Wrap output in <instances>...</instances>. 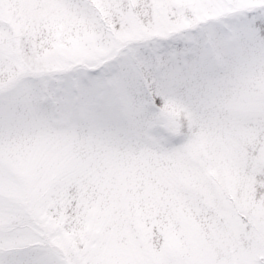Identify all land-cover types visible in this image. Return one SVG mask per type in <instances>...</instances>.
Returning <instances> with one entry per match:
<instances>
[{"label": "snow or ice", "instance_id": "6c2138e0", "mask_svg": "<svg viewBox=\"0 0 264 264\" xmlns=\"http://www.w3.org/2000/svg\"><path fill=\"white\" fill-rule=\"evenodd\" d=\"M0 264H264V0H0Z\"/></svg>", "mask_w": 264, "mask_h": 264}]
</instances>
